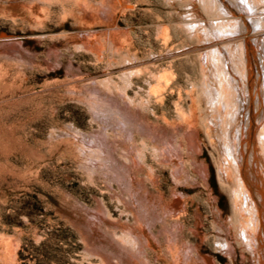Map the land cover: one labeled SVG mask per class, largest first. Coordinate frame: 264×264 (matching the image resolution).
<instances>
[{
  "label": "rangeland",
  "instance_id": "rangeland-1",
  "mask_svg": "<svg viewBox=\"0 0 264 264\" xmlns=\"http://www.w3.org/2000/svg\"><path fill=\"white\" fill-rule=\"evenodd\" d=\"M184 2L0 0V264H259Z\"/></svg>",
  "mask_w": 264,
  "mask_h": 264
},
{
  "label": "bare ground",
  "instance_id": "bare-ground-1",
  "mask_svg": "<svg viewBox=\"0 0 264 264\" xmlns=\"http://www.w3.org/2000/svg\"><path fill=\"white\" fill-rule=\"evenodd\" d=\"M199 3L214 20L204 25L188 18L184 23L203 33L206 45H211L201 60L207 72L202 100L214 113L208 129L218 133L222 174L224 169L235 174L233 191L238 216H243V237L264 264V0Z\"/></svg>",
  "mask_w": 264,
  "mask_h": 264
}]
</instances>
